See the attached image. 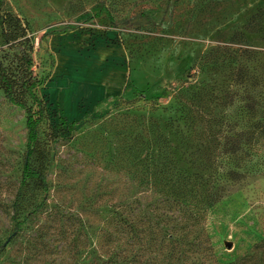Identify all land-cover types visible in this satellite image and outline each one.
<instances>
[{
	"label": "rangeland",
	"instance_id": "rangeland-1",
	"mask_svg": "<svg viewBox=\"0 0 264 264\" xmlns=\"http://www.w3.org/2000/svg\"><path fill=\"white\" fill-rule=\"evenodd\" d=\"M6 12L29 27L50 106L42 190L22 185L26 113L0 91V264H103L116 253L176 264L154 236L132 240L119 226L136 217L142 231L163 212L179 220L178 206L201 245L184 264H264V0H0ZM104 85L115 91L93 97ZM174 181L214 204L174 196ZM191 209L201 217L192 228Z\"/></svg>",
	"mask_w": 264,
	"mask_h": 264
},
{
	"label": "trees",
	"instance_id": "trees-1",
	"mask_svg": "<svg viewBox=\"0 0 264 264\" xmlns=\"http://www.w3.org/2000/svg\"><path fill=\"white\" fill-rule=\"evenodd\" d=\"M259 13L254 15L250 22L248 23L246 30L250 33H256L258 29L253 27L255 20L259 17ZM110 18L112 19L110 13ZM0 27L2 30V38L5 44L12 50L14 53L10 58V61L7 63L4 60H0V91L5 95V99L10 102L12 105L21 108L26 113V128H27V146L25 153V164L23 170L22 185H25L27 180L33 182L38 188L42 190L48 189L46 172H45V152L42 146V142L39 138V128L41 124L47 117L49 112V101L40 97L38 94V89L45 85L48 82L49 75L39 78L35 75L33 66L32 52L34 49L33 40L30 35L29 27L23 20L11 13L6 12L0 13ZM240 36H243L242 33H236L231 41L238 39ZM132 85V80L130 77L127 79L126 88ZM259 127V134L264 136V123H257ZM65 123L63 122L60 127L64 128ZM77 123L71 122L67 124V129L69 131H74ZM31 159H34L37 162V166L31 164ZM170 178V179H169ZM164 178L165 183L168 180H172L173 177ZM179 179H184L183 176H180ZM181 180V181H182ZM177 183V197L184 198L187 195L192 194L195 198L203 197V193L198 190L185 189L184 186L179 185V181H174ZM176 185V184H174ZM191 195V196H192ZM165 197V196H164ZM215 195L212 192H209V195L199 202L202 204L201 209L206 206L207 208L214 204L213 198ZM168 198V196H166ZM20 199V194L18 196ZM185 202V201H182ZM168 205L166 204V207ZM164 207V208H166ZM169 207L170 212L173 211V208ZM178 208V209H177ZM176 209L180 214L184 213L186 216V210H190L188 207L181 209L178 206ZM192 210V209H191ZM207 210V209H204ZM156 210H154V213ZM176 212V211H175ZM184 217H180L179 220L168 219L167 214L164 212L159 216H155V221L152 222V225L149 224L147 228H144L140 231V223H137L134 217V220H123L120 221L119 230L126 233L129 231L131 239L137 240L140 235H146L150 237L154 236V241L159 240L160 251L165 250L170 255V258H176V264H184L186 261V254L189 252V247L193 245L201 247L200 242L192 244L189 239V230L188 222L189 220H184ZM189 218L193 221L192 226L197 225L200 222V215L197 211L191 212ZM185 221V223L183 222ZM22 223L18 222L15 229L19 230ZM171 232H164L162 228H171ZM157 232V233H156ZM197 241V240H196ZM152 245V244H151ZM150 245V246H151ZM148 246V248L150 247ZM4 247L0 248V254L3 252ZM210 253L214 252V249L211 247L206 249ZM114 261L109 260L103 264H129L125 256H121L116 253L114 255Z\"/></svg>",
	"mask_w": 264,
	"mask_h": 264
},
{
	"label": "crops",
	"instance_id": "crops-1",
	"mask_svg": "<svg viewBox=\"0 0 264 264\" xmlns=\"http://www.w3.org/2000/svg\"><path fill=\"white\" fill-rule=\"evenodd\" d=\"M115 59V62H123V59H122V54H119V55H115V56H113ZM120 70H118V77H119V80L121 79V81H120V83H121V86H124L125 87V85H126V79L124 80V69H123V67H121V66H119L118 67ZM123 74V75H122ZM113 90L115 91V89H112L111 91L113 92ZM110 90H109V87H107L106 85H104V87H103V89H101L100 87H98V90L96 89V92H95V95L93 96V94L91 93L89 96L90 97H95L96 98V96L98 97L100 94H102V92H103V94H105V95H108L109 93H112ZM99 93V94H98Z\"/></svg>",
	"mask_w": 264,
	"mask_h": 264
},
{
	"label": "water",
	"instance_id": "water-1",
	"mask_svg": "<svg viewBox=\"0 0 264 264\" xmlns=\"http://www.w3.org/2000/svg\"><path fill=\"white\" fill-rule=\"evenodd\" d=\"M226 247H227L228 249H231L232 246H231L230 242L226 244Z\"/></svg>",
	"mask_w": 264,
	"mask_h": 264
}]
</instances>
